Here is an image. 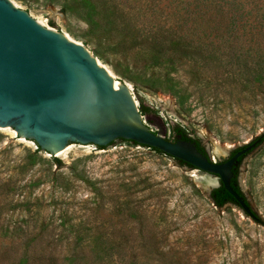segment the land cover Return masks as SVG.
Listing matches in <instances>:
<instances>
[{
    "label": "rangeland",
    "instance_id": "1",
    "mask_svg": "<svg viewBox=\"0 0 264 264\" xmlns=\"http://www.w3.org/2000/svg\"><path fill=\"white\" fill-rule=\"evenodd\" d=\"M16 1L81 37L132 83L139 104L153 110L144 124L167 139L184 125L219 161L229 157L224 150L264 135V86L252 58L263 50L248 43L251 35L213 32L219 60H181L173 70L141 46L129 51V62L106 52L78 12L63 11L65 0ZM225 39L234 45H221ZM239 169L264 219V141ZM206 176L123 140L106 148L77 143L69 163L0 130V264H264V226L235 204L217 206L202 189Z\"/></svg>",
    "mask_w": 264,
    "mask_h": 264
},
{
    "label": "water",
    "instance_id": "2",
    "mask_svg": "<svg viewBox=\"0 0 264 264\" xmlns=\"http://www.w3.org/2000/svg\"><path fill=\"white\" fill-rule=\"evenodd\" d=\"M0 130L69 163L77 143L108 147L124 140L159 149L205 172L200 182L211 199L223 185L243 214L264 226L240 174L242 193L233 184L239 158L254 152L264 135L224 150L229 157L219 161L208 146L204 154L182 135L167 139L144 124L132 83L111 72L81 37L16 0H0Z\"/></svg>",
    "mask_w": 264,
    "mask_h": 264
},
{
    "label": "trees",
    "instance_id": "3",
    "mask_svg": "<svg viewBox=\"0 0 264 264\" xmlns=\"http://www.w3.org/2000/svg\"><path fill=\"white\" fill-rule=\"evenodd\" d=\"M49 1L50 4L59 2ZM162 2L163 0H65L61 5L66 13L75 11L80 14V18L89 26L92 36L99 38L105 45L106 52L119 54L129 62V51L141 46L140 49L149 53L157 65H162L166 59L171 62L173 70L177 69L176 62L181 60L190 64L202 59L219 60L221 53L217 51L220 49L210 48L217 42L208 40L213 32L223 31L233 35L246 33L251 35L248 43L263 50V53L256 51L252 58L259 67L258 80L264 86V0H169L163 5ZM102 12L108 18L100 16ZM51 24L55 23L51 21ZM234 43L233 40L225 39L221 45L232 47ZM140 108L144 115L153 111L143 103ZM178 133L183 139L195 142L199 150L207 154L204 146L200 145V137L187 136L190 133L189 128L181 124L174 127V141L177 140ZM263 141L264 136L261 143ZM124 142L139 145L133 141ZM152 149L165 154L159 149ZM38 150L42 149L38 147ZM167 156L173 158L171 155ZM244 157L246 156L239 158V164L234 169L233 184L239 192V166ZM56 161L60 163L58 159ZM177 161L181 165H187L183 161ZM212 199L219 207L228 203L237 204L223 185L212 191ZM75 263L76 259H69L68 264ZM22 264H30V260H24ZM43 264H51V261Z\"/></svg>",
    "mask_w": 264,
    "mask_h": 264
},
{
    "label": "flooded vegetation",
    "instance_id": "4",
    "mask_svg": "<svg viewBox=\"0 0 264 264\" xmlns=\"http://www.w3.org/2000/svg\"><path fill=\"white\" fill-rule=\"evenodd\" d=\"M189 134L187 135L188 137H195L196 135H194V133H192L190 130H189ZM179 135H181V134H179L178 133V135L177 136H179ZM199 137V136H198ZM200 145L201 146H204V148H205V150H206V152H207V147L204 145V143H203V141H202V139H201V141H200ZM226 160V159H225ZM237 168V167H236Z\"/></svg>",
    "mask_w": 264,
    "mask_h": 264
}]
</instances>
